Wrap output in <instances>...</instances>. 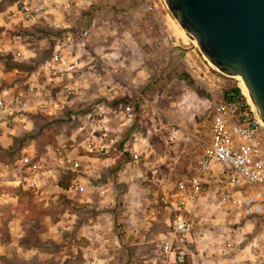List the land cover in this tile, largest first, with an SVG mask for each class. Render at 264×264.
Here are the masks:
<instances>
[{"label":"clouds","instance_id":"obj_1","mask_svg":"<svg viewBox=\"0 0 264 264\" xmlns=\"http://www.w3.org/2000/svg\"><path fill=\"white\" fill-rule=\"evenodd\" d=\"M182 68L155 0H0V264H264V124Z\"/></svg>","mask_w":264,"mask_h":264},{"label":"water","instance_id":"obj_2","mask_svg":"<svg viewBox=\"0 0 264 264\" xmlns=\"http://www.w3.org/2000/svg\"><path fill=\"white\" fill-rule=\"evenodd\" d=\"M212 71L240 77L264 124V0H163Z\"/></svg>","mask_w":264,"mask_h":264},{"label":"built area","instance_id":"obj_3","mask_svg":"<svg viewBox=\"0 0 264 264\" xmlns=\"http://www.w3.org/2000/svg\"><path fill=\"white\" fill-rule=\"evenodd\" d=\"M196 71L200 72L199 75L210 74L208 70L203 71L199 67H197ZM212 76L214 77L215 81L221 85V87L219 88L218 104L232 117L230 123H233L238 128L247 124V131H253L256 124H262V122L257 117L253 107L248 102L246 96L242 93L241 89L239 88L238 83H236V85H226L224 80H220V78H215L214 75ZM211 121L212 116L207 115V124L204 132L211 133ZM226 135L227 134L224 132L223 129H219L214 133V135L202 136V144L204 147H207L209 149L215 146L219 149V156L221 159L231 160L233 159L234 154L229 152L226 155L223 150V141L225 140ZM227 138L229 140L234 139V137ZM237 151L243 152L244 149L240 148L237 149ZM204 187H207V185H204ZM233 227H235V225Z\"/></svg>","mask_w":264,"mask_h":264},{"label":"rangeland","instance_id":"obj_4","mask_svg":"<svg viewBox=\"0 0 264 264\" xmlns=\"http://www.w3.org/2000/svg\"><path fill=\"white\" fill-rule=\"evenodd\" d=\"M155 4L163 9L165 13L166 22H167V28L174 41V46L175 48L179 49V58H182V62H183V68L179 72L181 79H184L189 84L194 85L196 82V78L200 73L199 71H196L197 67H199L203 71L208 70L210 74L215 76V78H220V80H224L226 85H236L237 81L235 79L226 78L220 75L219 73L212 71L210 66L203 59V57L201 56V54L196 48L189 49L192 42L188 40L187 36H186V39H184L179 34V31L181 28L177 25L175 20L172 18L163 0H155ZM196 94L201 97L209 95L202 88H197ZM194 120L196 124L200 127L201 133H203L205 130L206 124H207V115L205 116L197 115L194 117ZM161 167L163 169V165ZM66 182L68 183L70 182L69 176H65L60 181H58V185L60 186L61 185L60 183H66ZM65 203H70V201L65 202ZM98 215H100V213H98L95 209L87 210L85 212V219L83 220V223L86 224L88 222V219L95 220V217ZM117 227H120V225H117Z\"/></svg>","mask_w":264,"mask_h":264},{"label":"bare ground","instance_id":"obj_5","mask_svg":"<svg viewBox=\"0 0 264 264\" xmlns=\"http://www.w3.org/2000/svg\"><path fill=\"white\" fill-rule=\"evenodd\" d=\"M179 34H180L184 39H186V35H185V33H184L181 29H180V31H179ZM192 44H193V42H192ZM193 45H194V44H193ZM234 79L237 81V83H238V85H239V88L241 89L242 93L246 96L248 102H249L250 105L253 107V104L251 103V101H250V99H249V96H248L247 90H246V88H245V86H244V84H243L241 78H240V77H235ZM253 109H254V107H253Z\"/></svg>","mask_w":264,"mask_h":264},{"label":"trees","instance_id":"obj_6","mask_svg":"<svg viewBox=\"0 0 264 264\" xmlns=\"http://www.w3.org/2000/svg\"><path fill=\"white\" fill-rule=\"evenodd\" d=\"M70 183V182H69ZM69 183L68 182H66V183H60L61 185H60V187H63V188H65V189H67L68 188V186H69ZM62 200H64V197L63 196H61L60 197ZM65 202H68L67 200H65Z\"/></svg>","mask_w":264,"mask_h":264}]
</instances>
